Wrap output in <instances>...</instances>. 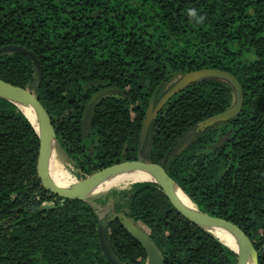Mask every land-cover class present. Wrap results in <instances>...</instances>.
I'll return each instance as SVG.
<instances>
[{
  "label": "trees",
  "instance_id": "1",
  "mask_svg": "<svg viewBox=\"0 0 264 264\" xmlns=\"http://www.w3.org/2000/svg\"><path fill=\"white\" fill-rule=\"evenodd\" d=\"M6 47L36 62L0 52V80L44 109L79 184L121 163L160 166L200 213L239 229L264 264V0H0ZM198 70L238 81V116L208 125L234 92L200 79L144 131L170 79ZM40 152L23 112L0 97V264H112L97 209L112 218L105 241L120 264L147 260L126 221L147 230L162 264H241L155 183L88 201L53 194L40 178Z\"/></svg>",
  "mask_w": 264,
  "mask_h": 264
},
{
  "label": "water",
  "instance_id": "2",
  "mask_svg": "<svg viewBox=\"0 0 264 264\" xmlns=\"http://www.w3.org/2000/svg\"><path fill=\"white\" fill-rule=\"evenodd\" d=\"M8 48H20V47H6L1 49L0 52L3 51L18 52V51H6L5 49ZM21 54L26 55L25 53H21ZM30 58L34 62H36L32 54ZM200 79H214V80H220L226 82L232 87L234 92V100L232 105L226 111L209 118V120L207 121L208 125H211L219 121H229L230 119H233L236 116H238V114L241 111L242 103H243V94L238 81L231 74L227 72H223L219 70H198L180 76L176 82H174L168 89L165 90L164 94L161 96L155 107L153 106L152 103L149 105L146 113L144 131L146 130V127L148 126L150 121H152L157 116L159 111L162 109V107L171 97L178 94L180 91H182L191 83H194L195 81ZM0 97L10 101L17 107L23 106L28 109H31L35 117L37 118L39 122V126H38L39 133H37L35 130L34 131L36 132L39 140L41 141L39 174L44 185L49 190H51L53 194L67 200L88 201L95 196L94 193L98 188V186H100L108 178L118 173L127 172V171H143V172L151 173L159 179V182L156 181L155 182L142 181V182L155 183L158 186H160L171 198L172 202L174 203L178 211L182 214V216L186 220H188L196 227L204 230L205 232L215 234L216 232L222 231L228 233L236 240H238L242 248L238 246L235 247L230 244L229 245L225 244L217 236L221 241V243H223L227 248H229L240 258L241 264H249V263L257 264V260H256L257 253L254 250L249 239L236 227L228 223L209 219L206 216H204L202 213H200L197 209H196L197 212H193L190 209H188L186 206H184L180 202L177 196L176 189L178 186L160 166L143 164L140 162L121 163L108 168L103 173L87 181L84 184L78 183L80 186L77 187V190H68L60 187L51 179L49 175L48 162L50 160V156L53 151V148L54 146H56V136L53 127L51 125V122L48 116L46 115L44 109L32 96L1 80H0ZM142 182H135V183H142ZM108 217L109 216H106L98 226V234H99L101 248L103 253L106 255V257L109 259V261L112 264H120L116 260V258L112 255L108 246L106 245L105 235H104L105 225L106 223H109L112 219ZM124 225L131 234V236L135 238L146 250L148 264H162L161 257L158 255L157 251L155 250L151 242L148 240L146 233L145 234L142 233L138 227H135L132 223L128 221H126Z\"/></svg>",
  "mask_w": 264,
  "mask_h": 264
},
{
  "label": "bare ground",
  "instance_id": "3",
  "mask_svg": "<svg viewBox=\"0 0 264 264\" xmlns=\"http://www.w3.org/2000/svg\"><path fill=\"white\" fill-rule=\"evenodd\" d=\"M20 110L23 112V114L26 116L27 120L30 122L34 130L39 133V122L37 118L35 117L34 113L31 109H28L23 106H18ZM56 146H54L53 151L50 156V160L48 162V169H49V175L51 179L60 187L68 189V190H77L76 185L73 181V179L69 176V174L60 167L58 160H56L54 156ZM126 181L128 184H132L135 182H142V181H153V182H159V179L155 177L153 174L143 171H127L118 173L110 178H108L106 181H104L95 191V195L98 193H101L105 191L106 189L110 188L111 186L115 185L116 183ZM177 196L180 200V202L186 206L188 209H190L193 212H197L194 205L190 202V200L187 198V196L183 193V191L177 187ZM214 235L218 236L222 242L225 244H230L235 247H240V243L238 240H236L234 237L229 235L228 233L219 231L216 232ZM251 264V263H249Z\"/></svg>",
  "mask_w": 264,
  "mask_h": 264
},
{
  "label": "rangeland",
  "instance_id": "4",
  "mask_svg": "<svg viewBox=\"0 0 264 264\" xmlns=\"http://www.w3.org/2000/svg\"><path fill=\"white\" fill-rule=\"evenodd\" d=\"M6 51H18L21 53H25L26 55L31 57V54L24 51L21 48H8L5 49ZM180 76H175L173 78L170 79V81L166 84V86L164 87V90L168 89L174 82H176L179 79ZM163 90V91H164ZM54 156L56 158V160H58L57 162H59V165L61 168H63L68 174L69 176L73 179L76 188L79 187L80 185L78 184V182L76 181V178L74 176V171L72 169L71 163L69 162V160L65 157V155L62 153V151L59 149V147L56 145L55 148V152H54ZM133 184V183H132ZM132 184H128L126 181H122L119 183H116L115 185L111 186L110 188L106 189L105 191L96 194L93 198H98L106 193H108L110 190H117V189H125L127 187H129ZM50 206L49 203L44 204V207H48ZM102 211H104L103 209L100 211L97 209V214L100 220H103L105 218V216L103 215ZM140 231L142 233H147V230L145 228H140ZM144 264H148V260H146V262Z\"/></svg>",
  "mask_w": 264,
  "mask_h": 264
},
{
  "label": "clouds",
  "instance_id": "5",
  "mask_svg": "<svg viewBox=\"0 0 264 264\" xmlns=\"http://www.w3.org/2000/svg\"><path fill=\"white\" fill-rule=\"evenodd\" d=\"M189 12H190V14H191L192 16H196V12H195L194 9L189 10ZM199 19L202 21L204 18H203V16H200Z\"/></svg>",
  "mask_w": 264,
  "mask_h": 264
}]
</instances>
